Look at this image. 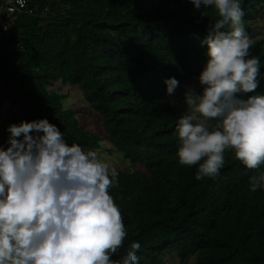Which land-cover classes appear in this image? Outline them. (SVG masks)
<instances>
[{"label": "trees", "instance_id": "16d2710c", "mask_svg": "<svg viewBox=\"0 0 264 264\" xmlns=\"http://www.w3.org/2000/svg\"><path fill=\"white\" fill-rule=\"evenodd\" d=\"M61 3V4H60ZM247 35L253 38L264 0H240ZM0 46V79L16 110L2 121L0 146L10 124L47 118L69 144L100 147L102 137L80 125L65 106L57 82L79 89L101 117L111 148L130 167L118 170L110 189L127 235L112 259L120 261L133 242L138 264H264V188L250 190L248 169L225 151L215 177L195 178L198 165L182 166L173 98L199 77L208 60V34L215 12L191 0H30ZM250 57L261 61L258 87L238 94L264 95V37ZM179 86L166 91V78Z\"/></svg>", "mask_w": 264, "mask_h": 264}, {"label": "clouds", "instance_id": "9594fccd", "mask_svg": "<svg viewBox=\"0 0 264 264\" xmlns=\"http://www.w3.org/2000/svg\"><path fill=\"white\" fill-rule=\"evenodd\" d=\"M195 9H214L208 60L198 80L186 86L190 112L176 133L182 166L198 165L195 178L215 177L225 151L248 169L264 165V95L242 98L258 87L261 61L250 57L240 0H191ZM174 94L179 81L166 78ZM0 146V264H138L139 242L120 261L112 257L127 231L110 189L119 173L101 153L69 145L47 118L10 124ZM264 188V173L250 178V190Z\"/></svg>", "mask_w": 264, "mask_h": 264}, {"label": "rangeland", "instance_id": "374dc122", "mask_svg": "<svg viewBox=\"0 0 264 264\" xmlns=\"http://www.w3.org/2000/svg\"><path fill=\"white\" fill-rule=\"evenodd\" d=\"M255 28V35L251 39L254 40L264 37V10L258 12V19ZM206 62L207 61L203 62V68ZM186 86L193 87L197 92H199L201 90V86L199 84L198 77L194 78L191 82L183 84V88L180 89L177 95L173 98V101L180 113L188 114V112H190V109L187 108L184 100ZM53 90L61 91L62 93H65L67 95V98L64 101L65 106L73 109L76 112V116L81 126L102 137L103 141L100 142V147H93L91 149L99 151L107 162L116 167L117 171H125V169L129 168L130 162L126 161L122 155H119L116 152L110 153L108 151V149L111 148V145L109 143L107 133L102 125L101 117L90 108L81 91L75 87H71V85H64L61 81L55 84ZM167 264L182 263L177 257H174L168 259ZM188 264H195V258L191 257Z\"/></svg>", "mask_w": 264, "mask_h": 264}, {"label": "built area", "instance_id": "2783aa9c", "mask_svg": "<svg viewBox=\"0 0 264 264\" xmlns=\"http://www.w3.org/2000/svg\"><path fill=\"white\" fill-rule=\"evenodd\" d=\"M30 0H0V46L9 37L12 25L21 14H32Z\"/></svg>", "mask_w": 264, "mask_h": 264}, {"label": "crops", "instance_id": "0c3cea01", "mask_svg": "<svg viewBox=\"0 0 264 264\" xmlns=\"http://www.w3.org/2000/svg\"><path fill=\"white\" fill-rule=\"evenodd\" d=\"M12 87L10 82H6L0 79V129L2 121L14 113L16 110L15 105L11 102L10 97L5 95L6 90Z\"/></svg>", "mask_w": 264, "mask_h": 264}]
</instances>
